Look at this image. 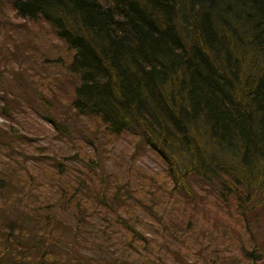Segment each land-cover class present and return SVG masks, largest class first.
<instances>
[{"label":"trees","instance_id":"obj_1","mask_svg":"<svg viewBox=\"0 0 264 264\" xmlns=\"http://www.w3.org/2000/svg\"><path fill=\"white\" fill-rule=\"evenodd\" d=\"M6 42L0 264H264V0H0Z\"/></svg>","mask_w":264,"mask_h":264},{"label":"rangeland","instance_id":"obj_2","mask_svg":"<svg viewBox=\"0 0 264 264\" xmlns=\"http://www.w3.org/2000/svg\"><path fill=\"white\" fill-rule=\"evenodd\" d=\"M10 42H6L4 45L0 44V70L3 68L4 71L7 74H11L10 67L8 64V49L7 46H10ZM13 72V71H12ZM6 76V75H4ZM2 76L4 79L6 85V89L11 92H17L19 94V99L23 106L26 107L27 115L26 117L28 119L32 118L34 121L37 122V124H41L43 127L49 126L46 122L47 114L44 109H42L34 100L33 96L30 95L26 89V87H22L21 83H19L16 79H7L6 77ZM27 85V84H26ZM2 95L0 92V104H2ZM3 119L0 117V122H2ZM50 130H52L50 128ZM49 134L45 140H39L40 143L45 144V141H48V144L50 145V149L52 151V154L61 153L65 150H73L70 146V143L66 140H59V139H53L50 138L51 131H48ZM133 139L131 136L126 135L125 137L117 140L114 143L113 146V154L119 156L120 158L124 160H128V154L133 151ZM44 145V146H45ZM110 162H107V164ZM136 166L142 168V169H152V170H160L163 168V164L159 161V159L155 156L153 152L148 150L147 148H144V150L140 151V154L138 158L135 161ZM199 182V181H198ZM205 194V197L203 199V204L207 209L204 220H206L207 223L210 224V222H214L216 225L219 224V219L215 217V213L223 212L224 218H226V213H224L225 207L219 206L221 205V200H219L211 191L208 189H205L203 191ZM228 217L230 219V222H233L235 220V215L233 210H229ZM203 226V225H202ZM249 226L253 233L256 234V237L259 239L262 238V231L264 230V205L257 204L255 206V211L250 215L249 218ZM219 227V226H217ZM216 227V228H217Z\"/></svg>","mask_w":264,"mask_h":264}]
</instances>
